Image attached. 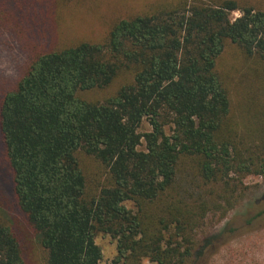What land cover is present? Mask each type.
<instances>
[{
	"label": "trees",
	"instance_id": "obj_1",
	"mask_svg": "<svg viewBox=\"0 0 264 264\" xmlns=\"http://www.w3.org/2000/svg\"><path fill=\"white\" fill-rule=\"evenodd\" d=\"M48 1L4 0L0 26L23 11L17 25L35 34ZM34 5L43 8L23 10ZM227 44L261 74L263 99L239 117L217 70ZM122 73L131 82L102 103L78 95ZM144 120L151 130L140 134ZM0 137L44 264H98L100 233L115 240L110 264H190L207 221L245 199L247 176L264 178V9L248 0H157L112 22L101 42L37 55L0 101ZM81 155L104 169L102 181L89 182ZM0 264H26L2 216Z\"/></svg>",
	"mask_w": 264,
	"mask_h": 264
},
{
	"label": "rangeland",
	"instance_id": "obj_2",
	"mask_svg": "<svg viewBox=\"0 0 264 264\" xmlns=\"http://www.w3.org/2000/svg\"><path fill=\"white\" fill-rule=\"evenodd\" d=\"M157 0H49L47 13H41L40 26L35 34L26 31L24 25H17L21 12L13 15V23L0 26V101L3 95L14 88L28 64L37 55L76 45L79 42H101L112 22L144 12ZM264 9V0H248ZM13 4V0H9ZM42 5V4H41ZM9 7V6H8ZM38 8V9H37ZM43 7L25 6L23 10L37 12ZM4 0H0V17L6 13ZM239 16L231 14V19ZM20 32V33H18ZM20 34V36L18 35ZM217 70L229 86L235 117L244 114L245 108L261 101L262 91L257 90L260 72L250 59H246L233 45L227 44L217 63ZM131 82L127 73L120 74L113 83L103 90L81 92L78 95L87 101L102 103L117 89ZM151 128L144 120L138 133L144 134ZM144 149L143 140L139 150ZM82 165L89 182L102 181L104 169L92 158L81 155ZM177 182L188 188L186 176ZM243 183L248 187L245 199L228 212L221 221H207L206 227L198 235L200 255L190 264H264V178L247 176ZM125 206L134 209L133 204ZM0 216L8 220L16 238L20 242L26 264H44V254L36 237L28 228L19 212L12 193V176L7 165L0 137ZM249 221V223H247ZM232 231V232H231ZM95 243L102 250V260L98 264H110L116 254L115 240L108 235L97 234Z\"/></svg>",
	"mask_w": 264,
	"mask_h": 264
}]
</instances>
